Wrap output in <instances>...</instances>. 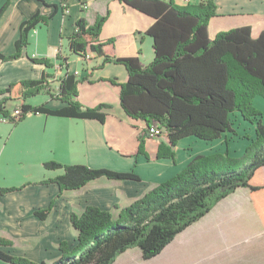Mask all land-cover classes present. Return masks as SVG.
Returning a JSON list of instances; mask_svg holds the SVG:
<instances>
[{"label":"trees","instance_id":"16d2710c","mask_svg":"<svg viewBox=\"0 0 264 264\" xmlns=\"http://www.w3.org/2000/svg\"><path fill=\"white\" fill-rule=\"evenodd\" d=\"M120 1L154 19L146 31L152 37L154 54L149 63H142L137 56H114V40L100 38L108 10L96 15L92 24L79 18L69 37V49L82 57L87 52H95L102 56V64L112 62L126 68L124 82L107 79L119 88V105L130 128L137 130L135 141L121 154L174 160L175 146L183 137L208 141L221 137L223 133L237 134L230 119L232 112H238L248 121L259 116L255 122L256 136L241 156H230L228 151L195 155L180 172L155 184L128 205L116 204L113 209L87 205L79 212L72 211L70 224L76 232L75 244L69 251L68 242H59L62 256L51 262H35L0 249L3 262L112 264L121 252L132 247H138L143 258L148 259L238 187L249 189L254 209L264 226V177L261 174L264 123L260 118L261 111L253 105L255 96L264 98V29L253 36L251 26L243 25L219 31L210 38L208 24L216 14L214 0L184 5L174 0ZM6 6L7 3L0 8V15ZM48 19L49 15L36 11L23 20L15 51L0 54V60L20 57L28 44L29 31ZM31 60L52 66L47 58L33 57ZM83 82L93 83L87 76L78 77L66 69L58 77L56 89L46 75L10 83L0 91L7 93L0 101V120L17 123L28 113H44L105 123L112 104L103 101L93 105L83 103L79 99V85ZM39 93L59 100L62 106L51 108L44 103L31 105L25 102ZM15 98L22 100L18 119L6 107V102ZM153 126L162 129L155 136L149 132ZM150 142L154 143L153 147L149 146ZM43 166L63 170L43 181L57 184L59 193L79 189L100 177L140 179L133 170L116 171L55 160L44 162ZM12 190L15 188L0 187V193ZM52 206L53 201L45 208L35 209L33 214L45 220ZM0 245H12V241L0 237Z\"/></svg>","mask_w":264,"mask_h":264},{"label":"crops","instance_id":"0c3cea01","mask_svg":"<svg viewBox=\"0 0 264 264\" xmlns=\"http://www.w3.org/2000/svg\"><path fill=\"white\" fill-rule=\"evenodd\" d=\"M174 1L184 5L202 0ZM214 1L216 14L208 24L210 38L219 31L243 25L251 26L253 36L264 29V0ZM6 3L0 15V54L15 51L23 20L36 11L49 15V19L29 31L28 44L20 57L0 60V91L10 83L39 79L42 75H46L56 89L58 77L68 69L78 77L87 76L93 81L79 85V99L83 103L110 102L112 108L108 110L105 123L89 118L26 114L28 119L18 124L20 129L7 127L0 133V179H46V168L44 162L41 163L46 159V149L53 160L61 163L133 170L140 177L139 180L100 177L79 189L62 193L55 183L28 184L20 190L0 193V237L14 240L17 254L35 262H51L62 256L59 241L74 237L71 244L68 243L69 251L75 244L76 232L69 218L72 211H81L87 205L106 209H113L116 204L128 205L155 184L180 172L195 155L228 151L231 156H241L255 138V125L241 117L240 131L234 127L237 134L223 133L208 141H195L191 136L181 138L175 146L174 160L121 154L135 141L137 130L130 128L119 105V88L107 79L124 82L126 68L112 62L102 64V56L95 52H87L84 57L73 53L69 49V37L79 18L92 24L96 15L108 10L100 38L114 40V56H137L147 64L154 54L152 37L146 31L154 19L120 0H0V8ZM33 57L47 58L52 66L35 63L31 60ZM58 65L62 66L61 72L56 68ZM6 96L7 93H0V101ZM10 101L15 103L10 110L12 113L22 100H8L6 107ZM25 102L32 105L30 99ZM43 103L51 108L62 106L59 100L47 94ZM253 104L261 110L260 118L264 123V98L255 96ZM7 121L0 120L1 123ZM39 125L42 128L37 129ZM149 146L153 147L154 143L150 142ZM48 171L53 177L63 172L62 169ZM261 174L264 177V166ZM51 200L54 216L50 214V219L41 220L33 214L35 209L47 207ZM62 217L72 230L67 235L57 233L62 229L58 222ZM46 231L52 233L48 240ZM36 233H44V237L33 246L31 242ZM0 263L10 264L1 260ZM112 264H264V226L254 209L249 189L238 187L178 232L155 256L144 259L141 250L132 247L121 252Z\"/></svg>","mask_w":264,"mask_h":264},{"label":"rangeland","instance_id":"374dc122","mask_svg":"<svg viewBox=\"0 0 264 264\" xmlns=\"http://www.w3.org/2000/svg\"><path fill=\"white\" fill-rule=\"evenodd\" d=\"M28 99H30V101H31V103H32V105H38V104H41V103H43L45 100H46V93H39V94H37V95H35V96H32V97H30V98H28ZM15 103L13 102V101H10V103L8 104V106H7V108L9 109V110H12V108H13V105H14ZM254 105V104H253ZM15 107H17V105L15 106ZM14 107V108H15ZM255 107V106H254ZM258 109V108H257ZM116 111H118L117 109H115ZM259 110V109H258ZM261 111V110H260ZM261 114H262V112H261ZM262 116V115H261ZM259 117V116H258ZM258 117H256L253 121H248V120H245L246 122H249V123H251L253 126L255 125V120L258 118ZM26 119H28V117L27 116H25L22 120H20L21 122L22 121H24V120H26ZM230 119H231V121H232V123H233V128L234 127H236L237 129H238V131H240V127H239V122H240V119H241V116H240V114L238 113V112H232L231 113V115H230ZM17 122V123H12V122H10V121H7V122H5V123H1L0 122V133H2V132H4L6 129H7V127H19L18 129H20V127L21 126H19L18 124L19 123H21V122ZM37 129H40V128H42V125L40 126H37L36 127ZM255 129V128H254ZM192 138L195 140V141H197V138L196 137H193L192 136ZM14 153H17V151H15ZM230 155V154H229ZM231 156V155H230ZM236 157V156H235ZM51 160H53L52 158H51V152L48 150V149H46V159H44L41 163H43V162H47V161H51ZM59 162V161H58ZM52 174H51V172L50 171H48V169H46V179H38V180H33V179H0V187H2V188H15V190H20V189H22L24 186H27L28 184H48V183H43V181H46L47 179H50V178H53V176H51ZM170 178V177H169ZM12 191H14V190H12ZM8 192H10V191H8ZM52 201V200H51ZM51 203V202H50ZM53 206H54V202H53ZM53 206H52V209H53ZM52 209H51V211H50V213H49V215L50 214H52ZM79 212V211H78ZM71 214V213H70ZM47 216V218L49 217V219L51 218V216L53 215L54 216V214H52L51 216ZM54 218V217H53ZM69 218H70V215H69ZM53 221H54V219H53ZM59 222V224L61 225L60 227L62 228L61 230H58L57 231V233L58 234H62V235H67V234H69L72 230H71V228H69V225L67 224V222H63V217L62 218H60V221H58ZM68 225V226H67ZM71 227V226H70ZM56 233V232H55ZM54 233V234H55ZM50 235H52V233H48L47 231H46V240H48L49 239V236ZM74 235V234H73ZM44 237V233H36V234H34L33 235V239H32V244H33V246L35 245V243L38 241V240H40V239H42ZM2 238H4V237H2ZM73 238L74 237H72V236H70V237H68V238H66V240H61V241H66V242H68V243H70L71 244V241H73ZM6 239V238H5ZM9 240H11V239H9ZM12 241V245H0V249L1 250H3V251H5V252H7V253H9V254H12V255H16V256H21V257H25V256H22V255H19V254H17L16 253V250H15V246H14V244H15V242H14V240H11ZM61 241H59V242H61ZM55 243V242H54ZM59 244V243H58ZM25 258H27V257H25ZM28 259V258H27ZM30 260V259H29ZM1 264V263H0Z\"/></svg>","mask_w":264,"mask_h":264},{"label":"built area","instance_id":"2783aa9c","mask_svg":"<svg viewBox=\"0 0 264 264\" xmlns=\"http://www.w3.org/2000/svg\"><path fill=\"white\" fill-rule=\"evenodd\" d=\"M60 72H61V69H62V66L61 65H58L56 67ZM20 106H17L13 109L11 115L15 117V119H18L19 118V115L21 114V111H20ZM162 129L157 127V126H153L149 129V132H150V135H157L158 133H160Z\"/></svg>","mask_w":264,"mask_h":264}]
</instances>
